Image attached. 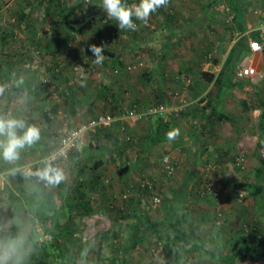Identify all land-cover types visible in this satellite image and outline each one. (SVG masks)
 <instances>
[{
    "label": "crops",
    "instance_id": "1",
    "mask_svg": "<svg viewBox=\"0 0 264 264\" xmlns=\"http://www.w3.org/2000/svg\"><path fill=\"white\" fill-rule=\"evenodd\" d=\"M53 1L57 2L54 5L58 8L54 11L56 17L47 22L46 36L37 39L35 23L26 15H20L25 14L29 5L41 0H0V88L3 89L0 91V116L23 120L26 126L40 130L39 140L25 146L18 160L9 162L0 155V228L14 225L17 230V236L4 243L17 240L18 235L39 232L47 223L46 233L57 241H52V245L43 241L38 246L31 236L29 242L24 238L22 264H68L70 261L98 264L95 261L98 252L94 251L101 248L110 234H119L125 246L118 247L117 255L133 264L135 252L146 240L159 246L153 235L139 237L143 220H156L177 211L157 215L152 208L141 204L142 190L147 186L138 191L133 188L137 182L132 177L133 171L145 169L153 174L158 154L179 148L187 164L181 166L188 175L183 188L186 182V190L192 191L191 187L199 181L195 169L207 168L209 163L213 164L212 187L219 191L211 209V214L216 213V220L215 216L210 220L211 227L206 226V222L201 230L194 227L193 220L205 217L201 210L197 211L202 214L199 216L197 212L188 211L187 205L180 209L186 212L183 227L194 240L182 243L179 264H264V188L257 197L258 202L245 190L251 197L246 207L226 212L223 210L226 205L222 203L230 201L233 204L234 187L229 183L225 185V177L219 172L233 165L235 168H243L245 164L246 169L254 167V149L250 150L249 141L256 139L258 142L256 152L264 145V117H245L242 110L250 100L251 89L257 90L256 85L248 84H253L249 82L258 77L251 80L237 75L238 69L250 64L264 76V36L257 33L264 19V0H247L246 20L237 18L225 2L169 0L150 16L148 26L134 19V23L138 21L135 31L119 30L115 21L103 22L96 16L97 24L91 23L85 32L82 31L85 25L77 21L80 17L76 12L77 0L67 3L50 0L46 4L48 11ZM126 2L131 4L129 0ZM10 10H18L20 15L16 22L7 18ZM253 36L262 45L260 51L253 52L249 47V38ZM71 39L77 43L76 49L80 44L84 50L74 54L65 51L63 48ZM35 42L45 52L36 67H26L23 61L32 55L27 48ZM92 44L104 46L102 65L93 64L94 57L87 51ZM235 44L231 76L227 77L229 82L218 98L214 78L210 80L209 77L220 72ZM142 46L151 53L140 52ZM153 56L156 62H149L151 65L144 68L143 76L138 73L135 77L137 65L127 68L135 59L142 63L141 58ZM81 57L91 69L85 77L72 80V65ZM174 73H185V77H189L187 83L183 86L173 84ZM190 74H193L191 78ZM150 75L153 78L148 81ZM45 76L49 85L41 83ZM175 85L177 89L173 88ZM51 90L58 92V98ZM261 95L264 100V91ZM183 98L188 101L185 109L164 118L168 119V124L161 125L158 133H154L158 125L155 115L131 121L123 113L133 105L145 106L154 101L174 105ZM211 107L228 117H215ZM110 110L116 117L112 125L94 135L84 133L83 141L75 149L77 152H72L68 160L56 167L64 173V180L43 186L32 171L47 165L46 157L56 149L57 131ZM206 114L209 116L205 117ZM193 119L198 121L197 127L190 123ZM170 130H178L172 140L167 135ZM22 133L23 129H18V134ZM150 137L159 141L151 144ZM193 148L201 156L196 157L195 163H191L189 156ZM239 152L244 154L242 165L237 162ZM121 154H128L133 161L117 160L116 156ZM99 157L102 162L95 165ZM179 181L173 179L170 186L177 187ZM123 194H127V199H123ZM191 196L195 197L186 193V198L192 199ZM119 201L122 203L116 207ZM37 219L46 222L39 223ZM239 220H243L242 226ZM255 229L260 233H255ZM87 230L93 234L89 240L95 237L96 244L86 241V235L81 239V234ZM183 244L201 250L204 255L193 252V263H183Z\"/></svg>",
    "mask_w": 264,
    "mask_h": 264
},
{
    "label": "rangeland",
    "instance_id": "2",
    "mask_svg": "<svg viewBox=\"0 0 264 264\" xmlns=\"http://www.w3.org/2000/svg\"><path fill=\"white\" fill-rule=\"evenodd\" d=\"M49 1L50 0H41L40 3H36L34 5H29V9L27 11H24L25 14L22 13L21 15L19 14L18 10L7 11L8 12L7 18H10V19H12L13 22H16L19 15L21 17L26 15L27 17H29L31 19V21L33 23H35L34 25L37 27L36 31H35V38L37 37V39H40L41 37L46 36V32H45V31H47L46 24L48 21H50V19L56 17V12H54V11L58 9V8H56L57 6H54L55 4H57V2L53 1L51 3V7L49 9V12L47 13L46 12L47 11L46 4ZM63 1L68 2V0H63ZM77 1H78V7L76 9V12L78 11L79 12L78 16H80L79 18H77L78 19L77 21L80 22V25H82V24L85 25V27L82 28V31L85 32V29L89 30L91 23H92V25L97 24V23H95L96 22V18H95L96 16H99L101 18L102 13L104 12L102 7L100 6L102 0H92V2H89L88 7H85L83 5L84 0H77ZM136 1L137 0H129V3L133 4V3H136ZM26 21H27V19H26ZM23 23H24V25H23V27H24L25 22H23ZM135 23L137 24L138 21ZM148 24H149V20H148V23H146L144 25L148 26ZM87 25H88V27H87ZM68 43H70V45H68ZM76 44L77 43L75 41H73L72 39L68 40L66 45H65V48H63V49H65V51L71 52L73 54L78 52V51L84 50V49H82L84 47L80 44H79V47L76 49V46H77ZM35 45H36V47L40 48V53L38 54L37 57L33 58V59H35V62L33 63L35 65L34 67H36L39 64L40 59H41V55L45 52L42 49V46L37 42L29 44V46L27 48L29 50V52L31 51L32 47ZM140 48H142V50L140 49L141 51L139 49H137V50L142 52V53L143 52H146L145 54L151 53L150 49L145 50L144 46H142ZM82 55H84V54H82ZM81 58H83V57H81ZM156 59H157L156 57H154V58L147 57V58H143V59L141 58V61H143L142 62L143 64L142 63L140 65L137 64V66L135 67V77H137L138 73H139V75H142L144 73V71H143L144 68L147 65H151V63L156 62ZM135 62L137 63V59H135ZM149 62H151V63L149 64ZM145 76H147V75H145ZM150 76L148 78V81L150 80V78H153V75H150ZM192 76H193V74L192 75L190 74V78ZM186 78H189V77H185V73L184 74L174 73L173 78H172V81H173L172 83L173 84L174 83L181 84L183 86V83H185V84L187 83ZM145 80L147 81V79H145ZM190 81H191V79H190ZM249 83H253V84H248L250 86L256 85L255 89H257V90H253L254 88L251 89V92H250L251 96H249L250 100H248L249 102L246 103L245 107H243L242 110L245 113V115H244L245 117H253L254 119H256V117H260V113H261V107L262 106H260L261 105L260 100L263 99L261 93H262V91H264V76H261V77L258 76L257 80H253V82H249ZM176 87L177 86L175 85V87H173V88L177 89ZM210 88H211V86L207 90L209 91ZM208 91L206 92L207 94L209 93ZM178 93H179V95H181L179 91H178ZM155 102H157V101H154L153 103H155ZM158 102H160V101H158ZM240 117H242V116L240 115ZM190 123L192 125L194 124L193 125L194 127H197V125H198V121H196V119L191 120ZM249 142H250V150L252 151L254 149L253 159H252L254 167L246 169L245 168L246 164H245V166L243 168H241V167L235 168L233 165V166H230L229 169L220 170L219 172L221 174H223L225 177V179L223 180L225 185H227L228 183L233 184L234 181H236V180H244V179H248V181L258 180V181H261V183L264 185V163L260 161L261 156H262V154L260 152L261 146L258 147V152H256L257 151L256 146L258 145V142L256 141V139L253 142H251V141H249ZM171 150H174V151L171 152ZM171 150L158 154V156L156 158L157 162L155 164V171L153 172V174H150L145 169H142V170L139 169V170L133 171L132 177L135 178V182L137 181L135 183V185H133V188H135L136 191H138L139 188L142 187L141 183L144 180H150L151 184H152L151 185L152 187L147 186L144 189H143L144 186L142 187V189H143L142 190L143 202L141 204H144L147 209L152 208V211L154 210L157 213V215H160V214L162 215L165 211L170 212L172 210H179L181 208H185L182 206L187 205L188 211H190V212L192 211L193 213L194 212L196 213L198 210H201L204 213L203 217L205 215L203 220L201 217H198L199 220L198 219L193 220L195 222L194 227H199V229H200L205 222H206V226L211 227L210 220L212 219L213 216L216 215V213L214 215L211 214L212 213L211 209L215 205V202L211 203V202L205 200L204 197H206L208 195H212L213 197H215L214 199L216 200L217 195H219V191H217L216 189H214L212 187V183H213V181H212V172H213L212 165L213 164L212 165L209 163L207 164L208 160H206L205 164H207L208 169L204 168V167H203L204 169L203 168H196L195 169L194 173H196L197 177L199 178V181L191 187L192 191L190 190V192H189V190L188 189L186 190V188H185L186 182H185V187L183 188V183H184V181H186L185 178L188 177L187 171L185 169H181L182 165L183 166L187 165L186 162H184L185 159L183 158V150L180 151L179 148L171 149ZM190 150L192 151L189 155L192 158L191 163H195L196 157L201 158V156L197 155L198 153H196L197 150L195 148L190 149ZM164 153H169L170 156L177 161V166H176V168L172 174H167L163 171L161 157ZM234 155H233V157H235ZM239 155H242V157H243L244 154L243 153L241 154L239 152V154H237V156H239ZM68 158H70V157H68ZM116 158H117V160L122 161V162L133 161L132 157H130L128 154H125V155L121 154L120 157L116 156ZM188 161H190V160H188ZM209 161H212V159ZM257 163H258V165H256ZM203 165H204V163H203ZM191 171L192 170H190V172ZM192 172L190 174H192ZM173 179L178 180V181L180 180L179 182H176V184L178 183V186L177 187L174 186V188L170 186L171 185L170 183H172ZM165 186H168V188H166ZM214 190H216L218 192V194L215 196H214V194H212ZM232 190H233V194H234V200L232 201L233 204H231L230 201L222 203L223 205H226L225 209H223V210L226 212L229 211V213H233L236 209H242V207H246V205L251 200V197L248 194H246L245 191H244L243 195H240L239 192L241 191V189L234 190L232 188ZM185 192L188 194H194L195 197L191 196L192 199H190V197L186 198ZM171 193H172V196H171ZM154 194H158L161 197V200L157 205L152 206L151 200H152V197ZM176 194H177V196H176ZM123 199H127V198H123ZM193 199H195V200H193ZM178 200H180V201H178ZM121 203H122V201H119L115 205L121 204ZM124 205H125V201H124ZM116 207H119V205H117ZM256 209L258 210V207ZM196 215L201 216L202 214H198V212H197ZM98 219H102V218L98 217ZM39 220L40 219H37V221L39 223L40 222H42V223L46 222V221H39ZM215 220H216V216H215ZM238 223L242 226L243 220H239ZM47 225H49V224H47V223L44 224V226H47ZM44 226L39 229L40 230L39 232L34 231L30 236L32 237V239L34 241H37V242L44 241V243H46L48 245H52L53 244L52 241H54L55 239L52 237V235L50 233H46V231H45L46 227H44ZM254 231H255V233L256 232L260 233L256 229ZM84 235H86V238H85L86 241L91 242L93 245L96 244V242H95L96 238L95 237L92 240H89L93 236L92 233L89 234V231L88 232L84 231V234H81V239H82V236H84ZM30 236L27 234L26 235L22 234V235H18V238H23V240H24V238L27 237L28 242H29L31 240ZM48 236H50V237H48ZM259 238H261V237H259ZM107 239L108 240L105 241L104 244L103 243L101 244L100 249H96V251H94V252H98L97 256H95V261H97L98 264H128L129 263L128 260L124 261L122 258H120V256L117 255V252L119 254L118 247H120V249H121V247L125 246L121 242V240H119V234H110ZM85 240H83V241H85ZM113 240L116 241V242H114L116 245H114ZM55 241H57V240H55ZM183 245L184 246H182V250H181L182 251L181 252L182 258L181 259H182L183 263H184V261H188L189 263L190 262L193 263V256H194L193 252H197V253H200V255H204V253L201 250L193 249V247H187L185 244H183ZM159 246L156 243H154L153 241L146 240V242H144L143 246L141 245L138 248L139 253L135 252V256H134V258H132L133 264H142V263H144V264H160L162 257H161ZM97 250H100V251H97ZM25 251L27 252V249ZM41 253H42V251H41ZM207 257L202 256V258H204V259H207ZM198 258H199V256L196 259L194 257L195 261ZM125 262H127V263H125Z\"/></svg>",
    "mask_w": 264,
    "mask_h": 264
},
{
    "label": "built area",
    "instance_id": "3",
    "mask_svg": "<svg viewBox=\"0 0 264 264\" xmlns=\"http://www.w3.org/2000/svg\"><path fill=\"white\" fill-rule=\"evenodd\" d=\"M83 5L85 7L89 6V0H84ZM101 21L108 22L107 14L104 11L101 16ZM143 23V22H142ZM145 24V23H143ZM257 33L260 36H264V19L259 23L257 27ZM249 47L253 52L260 51L262 49L261 43L258 41V39L252 37L249 38ZM70 45V43H68ZM28 50V49H27ZM29 52V50L27 51ZM32 55L30 57H27L23 64L26 67L33 68L35 65L33 64L35 62L34 57H37L40 53V48L33 46L31 51L29 52ZM137 64H141L137 60V63L134 61L133 63H130L127 65V68L131 69L134 68ZM91 65L87 62L85 58H78L76 59L75 63L72 65V72L73 77L72 80H79L83 77H85L88 73V71L91 69ZM237 75L241 77H248L249 79H255V77L261 76L258 72L255 66L253 65H245L237 70ZM41 83L44 85H49L48 77H42ZM52 89V87H51ZM52 91V90H51ZM57 91L53 90L52 94L55 98H58ZM188 104V101L183 98L181 102L171 105V104H165L164 102H155V103H149L145 106H130L124 110V115L129 118L131 121H139L145 115L147 114H158L163 116L164 118L169 117L170 115H176L181 113L186 105ZM115 114L112 112H99L98 114L88 118L86 121L79 123L76 126L69 127V128H62L57 131L56 137H57V145L56 149L50 153L46 157V163L47 165L38 167L35 171H32L36 179L43 185L48 186L50 185L47 181L40 178L39 173L45 169L48 166L57 167L64 163L70 153L83 141V134L86 132L94 133L95 131L99 129H105L107 127H110L115 119ZM260 152L263 155L264 153V146L260 148ZM243 157L242 155L237 156V162L242 165ZM162 161V167L163 171L167 174H172L177 166V161L173 159L169 153H164L161 157ZM150 180H144L141 183V186L145 187H152ZM214 195H217L218 192L216 190L213 191ZM240 195L244 194V190H241L239 192ZM123 198L127 197V194H123ZM161 200V197L158 194H154L151 200L152 206L157 205ZM144 264V263H142Z\"/></svg>",
    "mask_w": 264,
    "mask_h": 264
},
{
    "label": "clouds",
    "instance_id": "4",
    "mask_svg": "<svg viewBox=\"0 0 264 264\" xmlns=\"http://www.w3.org/2000/svg\"><path fill=\"white\" fill-rule=\"evenodd\" d=\"M92 2V0H89ZM169 0H138L137 3L128 4L126 0H102L100 6L107 14V19L115 21L119 30L135 31L137 29L134 19L147 23L150 16L159 8L166 6ZM88 51L94 57L93 64L102 65L104 62V46L92 44ZM3 89L0 88V91ZM18 129H23L18 134ZM168 139L172 140L178 135V130H170ZM0 155L9 162L19 159L20 151L25 146H31L40 138V130L35 126H26L20 119L0 116ZM40 178L49 184H58L64 180V173L52 166H48L40 173ZM23 238L14 241L0 242V264H22Z\"/></svg>",
    "mask_w": 264,
    "mask_h": 264
},
{
    "label": "trees",
    "instance_id": "5",
    "mask_svg": "<svg viewBox=\"0 0 264 264\" xmlns=\"http://www.w3.org/2000/svg\"><path fill=\"white\" fill-rule=\"evenodd\" d=\"M219 2H225L229 8H231L235 14L237 15V18L239 17L240 19L246 20L247 12H248V5L249 2L247 0H216ZM47 13L48 8H47ZM254 37V36H253ZM237 44H235L232 49L230 55L226 58V61L223 65V68L220 70V72L216 75L209 77V79L214 78V83H215V95L216 97L220 98L222 95V90L226 88L227 83L229 82L227 77L231 76L232 72V67L235 62V57H234V49L236 48ZM146 78L148 77L145 76ZM223 88V89H222ZM261 104V105H260ZM260 106L261 107V113L260 117H264V101L263 99L260 100ZM211 110L215 113V117H228L225 113H221L218 111H215L211 107ZM105 112V111H102ZM108 112H112L111 110ZM113 113V112H112ZM157 117L156 120L158 121L157 128L155 129L154 133H158L160 131V126L161 125H166L168 124V119H164L163 116L158 115V114H147L145 117H150L154 116ZM209 114H206L205 117H208ZM101 129L97 130L100 131ZM95 131V132H97ZM94 132V133H95ZM93 133V135H94ZM161 137V135H159ZM158 136V137H159ZM149 141L151 144L156 143L159 141V139H154L153 137H150ZM264 146V145H262ZM261 146V147H262ZM76 149V148H75ZM75 149L72 151L74 153ZM71 152V154H72ZM77 152V151H75ZM70 154V155H71ZM69 155V156H70ZM261 160L264 163V153L261 156ZM102 162V159L96 158L94 161L95 165H98ZM37 169V168H36ZM234 189H241V190H246L249 195L253 196L254 199L257 200L261 195V192L263 191V184L261 181L255 180V181H243V180H236L233 183ZM213 194V193H212ZM209 196V197H208ZM204 197L205 200L214 203V197L212 195H208ZM215 196V195H214ZM257 208V207H256ZM186 218V212L184 210H177L172 213H170L167 217L159 218L156 220H143V223L139 230L142 232V234L139 237H143L145 235H153L156 237V240L159 242L160 245V252L162 254V260L160 264H179L180 263V249L182 243H191L193 241V237L189 235L184 227H183V222ZM17 236V230L14 225H10L7 228H0V242H4L10 238L16 237ZM35 243L38 246H41L39 244L43 243V241L38 242L35 241ZM68 264H81L76 261H70Z\"/></svg>",
    "mask_w": 264,
    "mask_h": 264
}]
</instances>
